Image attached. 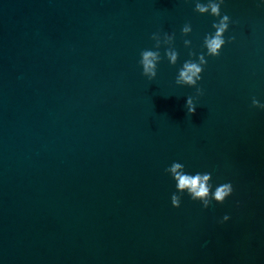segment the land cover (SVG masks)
Here are the masks:
<instances>
[{
  "label": "water",
  "instance_id": "obj_1",
  "mask_svg": "<svg viewBox=\"0 0 264 264\" xmlns=\"http://www.w3.org/2000/svg\"><path fill=\"white\" fill-rule=\"evenodd\" d=\"M222 8L236 40L189 114L181 28L200 51L216 19L193 3L0 0V264H264V4ZM155 31H175L180 61L149 80ZM174 160L235 188L174 207Z\"/></svg>",
  "mask_w": 264,
  "mask_h": 264
},
{
  "label": "clouds",
  "instance_id": "obj_2",
  "mask_svg": "<svg viewBox=\"0 0 264 264\" xmlns=\"http://www.w3.org/2000/svg\"><path fill=\"white\" fill-rule=\"evenodd\" d=\"M188 2L194 4L197 13L216 18L212 21V30L203 37L200 51L194 48L193 41L188 38L193 32L191 22H185L181 28L183 44L188 49V58L178 67L175 83L196 89V95L187 96L185 105L187 112L194 114L197 111L199 97L204 95V88L200 82L204 79L203 73L208 64V57H219L225 45L230 41L234 42L236 36L226 37L230 25L234 23L232 17L223 11L222 6L226 0H188ZM258 3L264 4V0H258ZM151 39L154 45L141 50L138 63L142 66L143 75L149 80H154L158 75L159 65L165 58L173 66L179 63L180 51L176 47L175 31H155L151 34ZM251 103L264 106V96L253 91ZM164 171L175 182L176 191L171 194V203L177 208L181 207L184 194L193 201H199L202 208L207 209L213 206L214 201H223L235 188L232 176L214 179L212 171H191L180 160H174ZM236 200L239 202L240 197L237 196ZM230 214L231 209L225 208L219 218L223 220Z\"/></svg>",
  "mask_w": 264,
  "mask_h": 264
}]
</instances>
